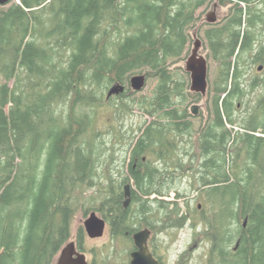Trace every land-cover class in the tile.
<instances>
[{
	"label": "trees",
	"instance_id": "trees-1",
	"mask_svg": "<svg viewBox=\"0 0 264 264\" xmlns=\"http://www.w3.org/2000/svg\"><path fill=\"white\" fill-rule=\"evenodd\" d=\"M212 1L20 0L0 11V264H52L75 213L87 215L95 203L115 237L182 228L192 213L189 203L186 212L180 206L188 178L201 193L193 212L211 244L207 264H264V96L250 116L235 112L264 24V14L245 18L260 0H229L232 16L205 31L218 67L201 130L184 107L186 78L172 67L189 50L197 12ZM253 57L264 70V43ZM143 71L158 80L153 96L139 100L154 121L128 144L129 163L114 175L98 111L114 83L125 86L115 115L132 111L135 102L122 98ZM183 141L190 150L180 154ZM127 184L132 204L124 208Z\"/></svg>",
	"mask_w": 264,
	"mask_h": 264
},
{
	"label": "rangeland",
	"instance_id": "rangeland-1",
	"mask_svg": "<svg viewBox=\"0 0 264 264\" xmlns=\"http://www.w3.org/2000/svg\"><path fill=\"white\" fill-rule=\"evenodd\" d=\"M224 4L221 0H213L208 6L200 9L197 12L199 16L198 22L192 27L190 31L191 43L187 54L184 56L183 60H176L173 67V72L176 75L185 76L187 81V101L184 105L189 111V120L193 124L194 131L201 130L203 126L207 123L210 118V101L212 99V93L209 90L208 95L200 96L197 98L196 93L191 92V78L190 74L186 71V63L188 58L192 55L195 43L199 39L202 43L200 49V55L208 60L209 65V89L213 87V82L217 76V63H215L211 57V51L208 47L207 41L205 39V31L210 28V24L207 22V17L211 14L217 18V24L222 26L225 19L228 16H232L234 2L229 0H224ZM230 2V3H228ZM13 3L20 4V0H14ZM13 3L1 5L0 11L7 10ZM249 12H257L259 14H264V0H260L248 8L247 16L245 19L250 17ZM247 29V26L245 27ZM257 40L255 44V51L253 55H249L247 60L249 61V66L246 68L245 79L247 80L248 87L245 89V97L243 100H237L236 105H238L236 112V117L241 119V117H248L252 113L251 109L256 106L258 101L264 96V70L259 71L258 68L262 66L260 63L251 64L254 59L253 56L258 54V49L261 43H264V24L259 28L257 33ZM253 57V58H252ZM147 76V72L139 73L138 75ZM134 76V75H133ZM132 76V77H133ZM256 81V85L251 87L250 85ZM0 82L2 79L0 77ZM158 80L156 77L148 78L147 84L144 90L141 92H134L131 85L126 84V95L123 97V101L127 102L130 106L134 103V108L132 111H122L120 115H115L116 108L115 105H120L122 100L117 99L116 96L111 97V105L107 104L106 97L112 86L118 85L114 83L107 90H105L103 95L104 104L99 108L97 115V126L99 131V141L104 142L105 147L112 149L115 152V160L110 166L111 171L115 173L120 172V166L127 158V164L129 163V155L126 154V148L128 144L134 139L137 140L138 136L142 133L146 126L154 121L153 117H150L143 113L139 109V100L143 98H150L153 96L154 91L157 87ZM116 103V104H115ZM113 104V105H112ZM194 105H199L201 107L199 111V116H194L191 114V108ZM123 107V106H122ZM142 129L141 131L139 129ZM119 136V137H118ZM118 137V138H117ZM190 150L188 143L184 141L180 143L179 152L182 154L185 150ZM183 151V152H182ZM128 156V157H127ZM105 161V159H104ZM108 161V159H107ZM109 162V161H108ZM108 168L104 170L103 179L107 178L109 171ZM119 178L116 176V179ZM189 179V178H188ZM188 179H181V188L185 189V193L188 195L180 200V206L184 212L188 210L187 203L191 207V215L188 213L189 220L182 228L167 229L164 231H157L153 229V234L150 238V246L155 251L156 255L163 264H207L209 260V254L211 249V244L206 239L203 225L200 221V214L196 212L198 205L201 200L196 198L200 197L201 193L193 192L190 190L191 182ZM133 186V183H131ZM190 185V186H189ZM98 187L91 188L84 193V196L89 197L98 191ZM193 189V188H192ZM175 197V193H172L168 198L169 200ZM153 198V197H152ZM98 203L89 206L87 215L85 213L86 209H79L73 218L71 226V235L65 245L61 250L70 243H77L78 246H82V249L87 260L94 264H131V252L134 250V242L132 236H113L110 232V225H107L103 237L97 239H91L85 230L84 223L91 213H97V215L103 218L102 214L97 212ZM132 210L137 211V206L132 205ZM201 210V208H200ZM205 211V210H204ZM104 219V218H103ZM82 229V238L80 239V230ZM142 230L145 227L141 228ZM128 237V238H127ZM60 250V251H61ZM59 251V252H60ZM52 264H56V258H54Z\"/></svg>",
	"mask_w": 264,
	"mask_h": 264
},
{
	"label": "water",
	"instance_id": "water-1",
	"mask_svg": "<svg viewBox=\"0 0 264 264\" xmlns=\"http://www.w3.org/2000/svg\"><path fill=\"white\" fill-rule=\"evenodd\" d=\"M9 0H0L1 5L8 4ZM207 22L209 24L217 23V18L214 14L207 17ZM202 43L197 39L192 55L188 58L186 63V71L190 74L191 87L190 90L193 93L206 96L209 90V65L208 60L200 55V49ZM259 71L263 70V66L258 68ZM147 84V77L143 74L135 75L130 79V85L134 92H141L144 90ZM125 86L115 85L113 86L108 94L107 99L113 96L120 95L124 93ZM201 107L199 105H194L191 108V114L194 116H199V111ZM124 207L127 208L131 203V185L127 184L124 188ZM87 235L91 239H97L103 237L106 230V221L99 217L97 213H91L90 216L84 223ZM151 232L148 229H144L133 235V240L136 246V251L131 254V264H159L154 258L153 254L150 252L148 247V239ZM75 252V244L70 243L65 246L60 254L58 264H88L84 254H78V258L73 260L72 255Z\"/></svg>",
	"mask_w": 264,
	"mask_h": 264
},
{
	"label": "flooded vegetation",
	"instance_id": "flooded-vegetation-1",
	"mask_svg": "<svg viewBox=\"0 0 264 264\" xmlns=\"http://www.w3.org/2000/svg\"><path fill=\"white\" fill-rule=\"evenodd\" d=\"M12 0H9V2H8V4L11 2ZM216 24V23H215ZM211 25V24H210ZM124 203V202H123ZM132 204V200H131V203H130V205ZM124 206V205H123ZM125 208V207H124ZM201 208V205L199 206V209ZM105 220V219H104ZM106 221V220H105ZM190 221V220H189ZM107 225H110V232H111V234L113 235V227H112V225L108 222V221H106V227H107ZM145 229H148L150 232H151V234H150V237H149V239H148V247H149V250H150V252L153 254V256H154V258L156 259V261L159 263V264H163L162 263V261L160 260V258H158L157 257V255H156V253H155V251L153 250V248L150 246V238H151V236H152V234H153V229H151V228H149V227H145ZM144 230V229H143ZM140 231H142V229H140V230H138L137 232H140ZM137 232H135V233H137ZM135 233H133L132 234V239H133V235L135 234ZM114 236V235H113ZM133 242H134V240H133ZM74 244H75V252H74V254L72 255V258H73V260H76L79 256H78V254H80V255H82V254H84L85 255V257H86V261H87V263L88 264H94L93 262L92 263H90L88 260H87V256H86V254L84 253V252H82L83 251V249H82V246H80V244H79V246H78V244L77 243H75V242H73ZM137 249H136V246H135V243H134V250L131 252V254L133 253V252H135ZM62 251V250H61ZM61 251L56 255V264H58V262H59V258H60V254H61ZM130 254V255H131ZM55 260V259H54Z\"/></svg>",
	"mask_w": 264,
	"mask_h": 264
}]
</instances>
